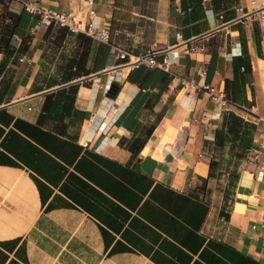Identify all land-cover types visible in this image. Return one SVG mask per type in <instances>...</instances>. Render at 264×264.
Listing matches in <instances>:
<instances>
[{
    "label": "crops",
    "instance_id": "obj_1",
    "mask_svg": "<svg viewBox=\"0 0 264 264\" xmlns=\"http://www.w3.org/2000/svg\"><path fill=\"white\" fill-rule=\"evenodd\" d=\"M95 7L110 41L0 0V264H264V169L239 148L264 152V0ZM150 46L178 76L130 59ZM231 109L252 126L222 144Z\"/></svg>",
    "mask_w": 264,
    "mask_h": 264
},
{
    "label": "built area",
    "instance_id": "obj_2",
    "mask_svg": "<svg viewBox=\"0 0 264 264\" xmlns=\"http://www.w3.org/2000/svg\"><path fill=\"white\" fill-rule=\"evenodd\" d=\"M24 6L34 12L35 14L40 15V18L47 19L49 22H57L60 24H65L71 27L74 30L79 29H85L88 33L92 34L96 38L102 41H110V34L111 29L109 26L106 25H96L93 19L94 14L97 12L95 7L96 0H84L83 8L86 11V17L83 20L82 18H79L75 10H56L49 8L42 4L39 0H22ZM261 17L264 18V12H262ZM84 22V26L82 23ZM87 26V28L85 27ZM116 50L120 57L126 58L128 51L124 50L123 48H120L119 46H116ZM195 46L190 45L186 49H184V52H188L191 49H194ZM176 59H178L177 56H175ZM133 60L134 63H144L148 66H159L168 72H170L174 77L178 76L176 72L172 71L170 68V63L173 60L171 56L168 54V51L162 49L150 46L147 48V50L144 53L136 54L133 58H130ZM130 61V60H128ZM127 62V61H125ZM207 69L205 64L200 65L198 73L200 76V79L206 74ZM117 76V75H116ZM115 75L113 76V78ZM186 85L195 86L196 82L192 81V79L189 78H183ZM206 87H208L214 98H216L219 102L226 105L229 102H234L225 92H220L215 89L214 86L204 83ZM110 87V82L107 84L106 88L108 89ZM251 149L254 152V158L258 161L257 163V169H264V152H262L261 149L256 148L254 146H250L248 148Z\"/></svg>",
    "mask_w": 264,
    "mask_h": 264
},
{
    "label": "trees",
    "instance_id": "obj_3",
    "mask_svg": "<svg viewBox=\"0 0 264 264\" xmlns=\"http://www.w3.org/2000/svg\"><path fill=\"white\" fill-rule=\"evenodd\" d=\"M248 126H252V125H250V122L246 120L241 114L237 113L235 110L232 109L226 110L224 112V119H223V132L218 133L219 142L222 144L224 143V135L228 132L232 134L233 138H236L237 135H240V130L243 131L247 130L244 131V133L245 132L247 133L248 131H250L248 130ZM242 127L244 128L242 129ZM240 139H241V143L239 145V148L242 146H246V148L248 149L251 146V143L249 144V141L247 140L248 138L246 139L245 134L240 135Z\"/></svg>",
    "mask_w": 264,
    "mask_h": 264
},
{
    "label": "water",
    "instance_id": "obj_4",
    "mask_svg": "<svg viewBox=\"0 0 264 264\" xmlns=\"http://www.w3.org/2000/svg\"><path fill=\"white\" fill-rule=\"evenodd\" d=\"M111 87H112V86H111ZM114 88H115V86H114V87H112V88H111V90H113Z\"/></svg>",
    "mask_w": 264,
    "mask_h": 264
},
{
    "label": "rangeland",
    "instance_id": "obj_5",
    "mask_svg": "<svg viewBox=\"0 0 264 264\" xmlns=\"http://www.w3.org/2000/svg\"><path fill=\"white\" fill-rule=\"evenodd\" d=\"M227 163H229V164H230L231 162H227Z\"/></svg>",
    "mask_w": 264,
    "mask_h": 264
}]
</instances>
